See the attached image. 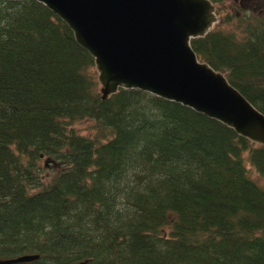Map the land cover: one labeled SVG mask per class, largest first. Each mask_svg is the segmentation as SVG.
<instances>
[{"label":"trees","instance_id":"trees-1","mask_svg":"<svg viewBox=\"0 0 264 264\" xmlns=\"http://www.w3.org/2000/svg\"><path fill=\"white\" fill-rule=\"evenodd\" d=\"M221 25L235 28L191 47L264 115V19ZM99 88L59 17L0 0V259L264 264V189L247 169L264 178V146L147 92L102 101ZM84 120L92 138L72 128ZM46 159L61 169L47 173Z\"/></svg>","mask_w":264,"mask_h":264},{"label":"water","instance_id":"water-1","mask_svg":"<svg viewBox=\"0 0 264 264\" xmlns=\"http://www.w3.org/2000/svg\"><path fill=\"white\" fill-rule=\"evenodd\" d=\"M34 1L59 17L93 58L102 101L120 89L147 92L264 146V115L191 47V40L205 37L218 22L210 0ZM38 258L24 255L0 264Z\"/></svg>","mask_w":264,"mask_h":264},{"label":"rangeland","instance_id":"rangeland-1","mask_svg":"<svg viewBox=\"0 0 264 264\" xmlns=\"http://www.w3.org/2000/svg\"><path fill=\"white\" fill-rule=\"evenodd\" d=\"M216 7V6H215ZM246 13L248 16H258L259 18L264 19V0H228L222 4L220 11L216 8V15L218 17V22L214 28H222L226 30H231L235 28V25L232 27H225L221 25L222 18H225L229 15L241 16ZM72 128L81 136L92 138L95 134L94 123L90 120H84L80 122H75L72 124ZM45 171L49 174L55 173L61 169L59 165L51 163L49 160L44 161ZM249 177L256 182L261 188L264 189V178L261 177L253 168L247 165Z\"/></svg>","mask_w":264,"mask_h":264}]
</instances>
